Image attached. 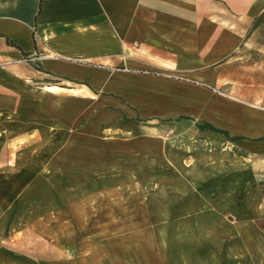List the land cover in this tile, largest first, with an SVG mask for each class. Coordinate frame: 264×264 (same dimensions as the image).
<instances>
[{
    "label": "crops",
    "instance_id": "obj_1",
    "mask_svg": "<svg viewBox=\"0 0 264 264\" xmlns=\"http://www.w3.org/2000/svg\"><path fill=\"white\" fill-rule=\"evenodd\" d=\"M89 118L131 121L119 159L135 167L174 165L167 138L157 146L161 133L139 125L169 120L181 135L236 145L264 168V0H0V199L18 197L38 166L72 150ZM89 222L77 220L69 246L40 241V262L19 246L1 261L167 264L160 241L137 233L153 223L129 228L107 258L90 254Z\"/></svg>",
    "mask_w": 264,
    "mask_h": 264
},
{
    "label": "rangeland",
    "instance_id": "obj_2",
    "mask_svg": "<svg viewBox=\"0 0 264 264\" xmlns=\"http://www.w3.org/2000/svg\"><path fill=\"white\" fill-rule=\"evenodd\" d=\"M124 120L126 125L84 120L74 131L72 150L38 166L40 176L18 197L0 199V264L1 255L20 252L11 246L25 249L31 263L40 262V241L69 246L83 216L90 218V254L103 249L109 258L115 239L153 223L156 230L137 233L160 241L167 264H264V168L257 167L258 158L199 133L181 135L173 121L158 120L139 125L161 133L157 146L167 138L174 165L146 166L143 159L135 167L119 159L122 139L134 132ZM82 127L99 135L87 136ZM85 142L88 150H81ZM137 144L138 152L146 146ZM115 212L125 213L118 224Z\"/></svg>",
    "mask_w": 264,
    "mask_h": 264
},
{
    "label": "trees",
    "instance_id": "obj_3",
    "mask_svg": "<svg viewBox=\"0 0 264 264\" xmlns=\"http://www.w3.org/2000/svg\"><path fill=\"white\" fill-rule=\"evenodd\" d=\"M199 127H200L201 129H204V128L217 129V128L213 127V126H212L211 124H209V123H202V124H199ZM239 138H240L239 136L231 137V139H233V140H236V139H239Z\"/></svg>",
    "mask_w": 264,
    "mask_h": 264
},
{
    "label": "bare ground",
    "instance_id": "obj_4",
    "mask_svg": "<svg viewBox=\"0 0 264 264\" xmlns=\"http://www.w3.org/2000/svg\"><path fill=\"white\" fill-rule=\"evenodd\" d=\"M196 222V221H195ZM168 235V234H167ZM165 243V242H164ZM169 247V246H168ZM166 248V247H165ZM172 248V247H171ZM170 249V248H169ZM171 251V250H170Z\"/></svg>",
    "mask_w": 264,
    "mask_h": 264
}]
</instances>
